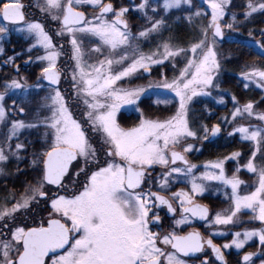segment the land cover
<instances>
[{
	"label": "snow or ice",
	"instance_id": "6c2138e0",
	"mask_svg": "<svg viewBox=\"0 0 264 264\" xmlns=\"http://www.w3.org/2000/svg\"><path fill=\"white\" fill-rule=\"evenodd\" d=\"M130 12L144 21L136 32ZM257 16L264 0H0V264H229L233 248L235 264H264V62L239 70L259 99L231 94L232 110L211 125L192 108L199 97L226 106L223 61L238 59L225 52L226 36L246 29L264 59V27H249ZM178 23L190 30L187 42L175 36ZM13 32L27 47L7 55ZM25 55L26 69L39 68L34 83L17 63ZM157 66L159 79H149ZM154 88L174 95L142 108ZM33 93L43 95L30 113ZM203 111L214 116L207 104ZM221 124L250 142V154L242 166L239 151L217 157L197 174L190 140L218 136ZM228 160L236 161L231 175ZM241 185L250 190L241 194ZM222 189L228 207L213 212L201 198ZM247 224L230 242H214L229 235L217 226Z\"/></svg>",
	"mask_w": 264,
	"mask_h": 264
},
{
	"label": "flooded vegetation",
	"instance_id": "af4514ba",
	"mask_svg": "<svg viewBox=\"0 0 264 264\" xmlns=\"http://www.w3.org/2000/svg\"><path fill=\"white\" fill-rule=\"evenodd\" d=\"M31 2H32V0H24V3H26V4L31 3ZM123 3L125 5H127L129 3V0H123ZM204 6L205 5H203V7ZM30 11L35 12L36 17H39L40 14L35 9H31ZM179 14L180 13L174 11L171 14V18L174 19L175 16L179 15ZM129 23L132 27L133 32H136L138 26L142 25L144 23V21L141 18H139V15L137 13L130 12L129 13ZM185 26L186 25L183 23H178V24L174 25V33H175L176 38L179 41L187 42V40L189 39L190 32H187V28ZM240 42H241V39L239 37L226 36L224 44L231 45L232 47H237L238 43H240ZM244 43H245V41H244ZM248 46L250 47V50L254 51L251 44H249ZM4 47H5L7 55H12L13 50L20 52L24 48L27 47V43L21 34L13 32L11 34V37H10V42H5ZM145 50H147V45H145ZM65 51H68L67 45H65ZM246 54H248V53H245L243 55L246 56ZM257 55L261 56V54L259 55L258 52H257ZM24 59H27V55L23 56L22 58L17 59V63L21 65L22 74L29 75V83H34L35 77L39 71V68L37 66L33 65L30 68L26 69L25 65L22 63V60H24ZM59 63L62 67L66 66L67 57L62 56ZM236 64L238 65V67L236 68L235 72L229 73V72L223 71L221 74L224 77H225V75H227L228 77H230L232 79L231 81H233V83H232L233 88H222L224 91H222L220 93L221 95L224 96V98L226 100L228 99L226 106L216 104L215 110H212L214 113V116H212L210 118L207 117L206 113L203 112L202 118H203L204 122L209 124V125L217 122L216 117L227 114L229 112V110H232V108H233V104L230 101V98L228 97L229 92L226 90L235 91L234 94L236 95V97L239 99V101L241 103H244L247 99H254V100L259 99V96L261 94L260 89L253 88L251 86V88L246 90L243 88V85H242V87H240V84L244 83V82L242 81V79L239 76L240 63L237 62ZM61 86L64 88L69 87V85L63 84V83ZM154 93H155V91L152 90V91H150L149 94H147L149 96V98L144 100L143 104L141 105L142 108H146L149 103H151L155 99L159 98L157 92H156V94H154ZM33 94L36 95V93H33ZM33 94L29 97V103H27L25 105L28 109H30L31 104L33 102L32 101ZM39 95H43V93H40ZM206 100H207V97H206L205 101H202L203 108H204L205 104H207L209 107V105H211V103H213L211 100H208V101H206ZM9 103H11V101H9ZM260 107L264 108V105H261ZM155 109L156 108H153L152 110H155ZM122 113H123L125 121L127 123L131 120V118H132V120L133 119L135 120V118H136V113H135L134 109L131 107H129L127 109H122ZM253 122L255 123V121H253ZM221 128H222V132L216 137H210V139L208 141H202L201 142V141H196V140H190V142L192 141L194 143L195 148L192 152H190L188 154V157L192 163H196L198 166H200L197 174H199L200 171L204 170L203 165L205 163H207L208 161L215 160L217 157L228 156L234 151H239L242 153V157L239 158L240 163H241V159L247 158L248 155L250 154L249 153L250 142L241 141L239 133L235 134V136H233V137H228L227 132L232 130L230 126H226L224 124H221ZM197 149H199V151H197ZM234 163L236 164V161H234ZM229 175H231V174H229ZM240 179L245 181V179L243 177L242 178L240 177ZM253 179H254V177L252 176L250 178V180L245 181V182L250 184ZM211 183L213 185L217 184V182H211ZM179 187H185V185L180 184L177 186V189ZM229 190L230 189H227V191H229ZM249 190H250L249 188H246L244 185H241V189H240L241 194H245ZM221 191L216 193L215 195H212L211 193H206L205 196L203 198H201V202L208 204L210 209L213 212L216 210L228 207V203L225 200V197L223 196V192H221ZM241 219L247 220L248 217L245 215V216H242ZM194 226L198 230H200L201 232H205V234H207L205 231V228L203 227L202 222L196 221ZM253 226L254 225H251V224L238 226L236 228H231V226H228V229H225L224 226H217L221 230H229V235L227 237H220V236L214 237V242L217 244H223L226 242H230L232 239V236H231L232 231L242 230V227H249L250 228ZM255 226H258V222L256 223ZM246 250L256 251V247L255 246H246ZM225 255H226L227 259L229 260V264H235L236 250L234 248L229 249V250H225ZM257 264H258V261H257Z\"/></svg>",
	"mask_w": 264,
	"mask_h": 264
},
{
	"label": "rangeland",
	"instance_id": "374dc122",
	"mask_svg": "<svg viewBox=\"0 0 264 264\" xmlns=\"http://www.w3.org/2000/svg\"><path fill=\"white\" fill-rule=\"evenodd\" d=\"M117 2L118 3H123V0H117ZM135 2L136 3H139V0H135ZM237 5H242V4H244L245 2H241L240 3V1L239 0H235L234 1ZM204 8H205V10H207V11H209L210 12V9H207V5H205L204 6ZM238 12H242V9L240 8V7H238L237 9H236ZM175 11V10H174ZM173 11V12H174ZM261 18V17H260ZM186 28H187V32H190V30L188 29V27L187 26H185ZM262 27H264V26H262ZM258 28H260V26L258 27ZM231 34H233V36L234 37H239L240 39H241V41H245V42H247V43H249V44H251L250 43V38L248 37V35H244V36H240L239 35V32L238 33H231ZM190 36V35H189ZM231 37V36H230ZM249 44H247V45H249ZM252 46V45H251ZM253 47V49L254 50H256L258 53H259V55H260V51L257 49V48H255L254 46H252ZM224 50H225V52H227L228 50H231V52L233 53V55L235 56V53H234V47L232 48V49H227V48H224ZM251 52V51H250ZM250 52L248 53V54H246V56L245 57H241V58H234V61H237V62H239L240 63V66L242 65V64H244V63H252V62H257V63H260V62H264V59H262L261 58V56H258V55H250ZM242 59V60H241ZM227 61V60H226ZM231 61V60H230ZM233 61V60H232ZM161 71V69L157 66V67H155V68H153V72H152V76L149 78V79H151V80H157V79H159V75H158V73ZM163 71L169 76V77H171V75H172V72H171V69L170 68H164L163 69ZM223 76L221 75V77H220V79L222 78ZM134 83H136V84H147L148 83V80L147 79H142V80H136V81H134ZM242 85H243V83H241L240 84V87H242ZM253 88H255V86L253 85L252 86ZM251 88V87H250ZM153 91H155V93L154 94H156V92H157V94H158V96H159V99H161V100H163V99H170L174 94H172V93H170V92H168V90H165V89H156V88H154V89H152ZM151 90V91H152ZM226 91H228L229 92V94H228V97L230 98V101H231V94H234L235 93V91H229V90H226ZM233 92V93H232ZM213 95L215 96L216 95V93L214 92L213 93ZM224 97V96H223ZM205 99H206V97H199V98H194V104L196 105V104H198L200 101H205ZM225 99V98H224ZM208 100H211L213 103H211L212 104V106H215L216 105V102H215V100H212L211 98H207V100L206 101H208ZM226 100V99H225ZM228 100V99H227ZM227 100H226V102H227ZM32 101H33V103H32V107H30V109H29V112L31 113V111L33 110V109H35L36 107H37V105H38V103H39V95H34L33 94V97H32ZM210 102V101H209ZM194 104H192V108H193V110H194ZM170 107V106H169ZM129 108V107H128ZM165 108V106L162 104V105H160V107H159V109H164ZM151 111H158L157 109H155V110H152L151 109ZM230 111V110H229ZM163 114H168L167 112H165V113H163ZM21 118H23V117H21ZM132 121H134V119L132 120V118H131V120L128 122V123H131ZM240 123H247L246 121H240ZM191 143H193L192 141H191ZM194 144V143H193ZM247 158H242L241 159V166L244 164V162H245V160H246ZM23 164H25L24 163V161H23ZM235 163H234V160H228L226 163H225V168L227 169V171H228V173L229 174H231L232 173V171H233V169H234V167H235ZM21 168H23L22 166H20ZM251 175V176H250ZM239 176L242 178H244L245 179V181H248V180H250V178L252 177V174H250V173H248L247 172V170L245 169V168H243V167H241V171H240V173H239ZM250 176V177H249ZM3 180L2 179H0V185H2L3 184ZM9 183V187H12V183H11V181H9L8 182ZM18 184H19V181H17V186H18ZM230 191V190H229ZM221 192H224V190H222ZM223 196H224V194H223Z\"/></svg>",
	"mask_w": 264,
	"mask_h": 264
},
{
	"label": "trees",
	"instance_id": "16d2710c",
	"mask_svg": "<svg viewBox=\"0 0 264 264\" xmlns=\"http://www.w3.org/2000/svg\"><path fill=\"white\" fill-rule=\"evenodd\" d=\"M239 1L241 3V2H245L246 0H239ZM242 5H240V6H242ZM240 8L242 9V7H240ZM241 18H242V16H241ZM262 21H264V17H261L260 18L259 16H257L255 18V20L253 21V23L251 25H249V27H255V28H258L259 26L262 27V26H264V23H262ZM239 35L240 36L247 35V30L246 29L243 30V32L242 33H239ZM230 36L232 37L233 34H230ZM181 42H183V41H181ZM245 43H244V41H241L240 43H238V46L236 45L237 47H234L235 57H238V58H241L242 56L245 57L243 54L249 53L250 51H251L250 52V55H257V51L256 50H254V51L253 50H250V47L247 45L248 43L247 42H245ZM223 48L232 49L233 47L231 45L224 44L223 45ZM232 60L231 61H226V60L223 61V65H224V69H225L224 72H229V73L235 72V70L238 67V65L236 64L237 61H234V59H232ZM240 67H239V70H240ZM231 80L232 79L230 77H228L227 75H225V77L223 76L221 78V81H222L221 88H233V84H232L233 81H231ZM194 106H195L194 107V115H195V117L202 118L203 117V112H204L203 111L204 108H203V105H202V101H200L196 105L194 104ZM31 107H32V104H31ZM209 108L211 110H215V106L213 107L212 104L209 105ZM24 155H26V153ZM24 163L25 164H23V162H22L20 164V166L25 167L26 164H27V160H25Z\"/></svg>",
	"mask_w": 264,
	"mask_h": 264
}]
</instances>
